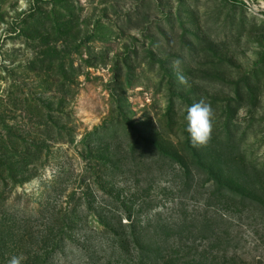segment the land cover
I'll return each mask as SVG.
<instances>
[{
  "label": "rangeland",
  "instance_id": "rangeland-1",
  "mask_svg": "<svg viewBox=\"0 0 264 264\" xmlns=\"http://www.w3.org/2000/svg\"><path fill=\"white\" fill-rule=\"evenodd\" d=\"M216 113L207 147L187 107ZM264 264V0H0V264Z\"/></svg>",
  "mask_w": 264,
  "mask_h": 264
},
{
  "label": "clouds",
  "instance_id": "clouds-1",
  "mask_svg": "<svg viewBox=\"0 0 264 264\" xmlns=\"http://www.w3.org/2000/svg\"><path fill=\"white\" fill-rule=\"evenodd\" d=\"M184 120L193 146L207 147L211 143L216 121V113L211 103L202 97L187 107ZM22 261V256H12L8 264H22Z\"/></svg>",
  "mask_w": 264,
  "mask_h": 264
}]
</instances>
